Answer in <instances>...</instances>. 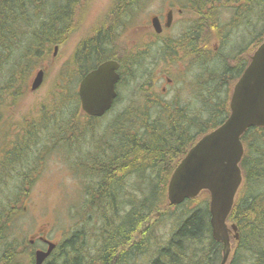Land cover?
Instances as JSON below:
<instances>
[{
  "label": "trees",
  "instance_id": "1",
  "mask_svg": "<svg viewBox=\"0 0 264 264\" xmlns=\"http://www.w3.org/2000/svg\"><path fill=\"white\" fill-rule=\"evenodd\" d=\"M199 1L201 27L212 24V28L216 27L211 16L215 10L213 4L217 2L219 6L230 8V23L236 28L249 26L251 53L264 40V0ZM75 3L77 0H0L1 103L10 100L11 94L17 93L21 83L31 74L33 66L49 55L51 47L59 46L61 39L66 38ZM110 41V37H105L99 42L101 49L94 50H89V45L84 42L74 53L77 68L71 74H78L77 81L101 62L113 59L120 65L118 84L121 83L124 68L128 66L119 56L106 53ZM203 46L207 61L206 65L203 64L207 66L203 77L206 80L201 82L199 96L191 105L182 103L176 96L150 95L141 108L131 105L118 113L106 127H102L103 132L97 138H93L96 130L93 123L109 111L102 117L92 118L73 110L64 122L56 116L60 106L49 110L43 104L40 105L39 120L26 119L18 141L11 146L12 151L5 152L0 160L2 184L15 166L29 169L31 164L24 162L22 156L26 150L28 153L39 152L41 139L50 145L42 152L54 150L56 144H60L57 148L72 150L74 139L62 137H76V133L70 132L81 116L79 113L92 122L82 125L84 131H80L76 141L88 142L90 139L85 137L88 134L93 147L75 164L88 180L80 207L87 220L89 216H96L98 227L94 248L98 249L97 255L85 256L87 242L83 232L77 229L58 243L42 264H125L129 258L146 254L151 255L147 264L220 263L222 244L211 235L208 192L202 191L197 197L178 205H169L166 200L167 183L178 162L202 135L216 128L228 116L230 97L227 93L231 79L234 81L235 74L249 62V58L243 56L238 63V55H224L221 51L211 55L209 46ZM58 87L63 88L62 85ZM69 98L76 109L79 104L77 92L74 95L71 90ZM240 139L244 148L239 163L242 182L227 217L228 225L235 226L237 238L234 239V232H230L231 251L226 264H264V127H250ZM19 173L15 175H23L21 171ZM32 181L33 178L29 182L25 180L30 186ZM18 203L10 202L3 212L0 211V264H22L18 258L24 252H19L15 243L7 240L9 219ZM165 203L170 209L185 208L160 214ZM157 214V218L151 221L152 215ZM167 216L172 219L170 236L165 243L158 245L154 229ZM137 232L141 236L138 241H133L132 234ZM153 241L156 244L154 249L151 247Z\"/></svg>",
  "mask_w": 264,
  "mask_h": 264
},
{
  "label": "rangeland",
  "instance_id": "2",
  "mask_svg": "<svg viewBox=\"0 0 264 264\" xmlns=\"http://www.w3.org/2000/svg\"><path fill=\"white\" fill-rule=\"evenodd\" d=\"M183 1L149 0L144 3L145 0H141L137 10L132 13L133 15L129 11L123 12L121 15L113 4V0H77L76 5L73 6L72 18L73 16L74 18L66 38L61 39L55 52L51 47L49 55L39 64L33 66L31 74L21 83L17 93L11 94L10 100L0 102V160L4 158L5 152L12 151L11 146L16 140L18 141L20 127L23 123H27L26 119L39 118L40 105L45 104L49 110H55L60 106L57 108L59 111L56 116H59L60 120H64V122L68 118L69 112L75 110V112L81 113L79 104L76 109L73 108L70 103L72 98H69L70 91L73 90L75 95L79 84V80H76L78 74H71V71L76 67L73 56L84 42L88 44L90 39L96 42L97 37H100L97 39L100 41L104 35L101 36L99 33L95 37L96 33L104 34L107 29L108 34L105 37H110L111 41L105 50L106 53L119 56L128 67L124 68L125 76L117 85L118 100L104 117L93 123L96 128L93 138L100 137L99 133L101 135L103 132L102 127H106L126 107L132 105L134 108H141L147 103L146 98L150 95H158L161 87L164 86L166 76L173 79L174 85V90L166 97L176 96L184 104L194 103L196 96L192 93L195 90L194 81L187 82L185 79L186 75L182 72L183 63L180 61L169 66L163 55L164 44L161 38L159 41L146 34V30H148L146 26L154 14H161L167 6L181 5ZM213 5H215V10L211 18L215 20L216 27L212 28V23L210 27H201L202 25L199 23V89L201 82L206 80L203 77V72L207 67L204 66L207 61H205L203 44L209 46L210 52L208 53L211 55L217 51H221L224 55L235 54L236 57L239 56L238 61L241 60L240 57L245 56L248 59L252 54L249 26L240 25L236 28L235 24L230 23L232 17L230 8L219 6L217 2ZM113 23L114 26L109 29ZM217 38L220 40L217 41ZM138 50L141 51L140 54L137 53ZM39 69L44 70L43 81L37 89L31 91V81ZM231 80V82L229 81L228 97H230L234 82L233 79ZM61 85L63 88L58 87ZM195 103H199V101ZM80 113V118L75 121L74 130L70 132L71 134L76 133V137L71 135V137H62L63 139H74L72 150L57 148L60 144H56L54 150L42 152L43 148H50V145H48L49 142L40 138L39 152L35 150L28 153L26 150L22 156L24 162L31 164L29 169H26L25 166V172L23 168L15 166L11 175L8 174L6 184L0 183V211L3 212L10 202H19L14 215L9 219L7 240L14 242L19 252H24L18 258L22 264H29L32 256L29 240L34 237L39 228L44 230L48 239L57 244L61 243L68 234L78 229L83 232L87 242L85 256L97 255V248H94L96 228L98 227L96 216L94 218L89 216L87 220L80 207L84 200L88 180L83 177L75 163L78 162V158L93 147L91 136L88 134L85 136L88 140L90 139L88 142L79 141L78 143L76 141L80 131H84L82 125L92 123ZM57 139L59 141L60 138ZM107 139L106 136L105 140ZM52 146L54 147L51 144ZM16 153L17 151L14 152V154ZM19 169H22L20 170L22 176L15 175L20 172ZM31 178L33 181L30 186L26 183ZM203 198L206 199L204 196ZM167 203L160 208V214L174 210L179 212L185 208V206H180L170 209L171 207H168ZM157 216L158 214L152 215L150 220H155ZM171 223L172 219L167 216L163 223L154 229V237L158 239L156 241L158 245L169 239ZM140 236L135 234L133 241H138ZM36 245L40 246L38 243ZM151 245L154 249L156 244L153 241ZM136 258H129L125 264H147L151 260V255L146 254ZM13 260L15 259L13 258Z\"/></svg>",
  "mask_w": 264,
  "mask_h": 264
},
{
  "label": "water",
  "instance_id": "3",
  "mask_svg": "<svg viewBox=\"0 0 264 264\" xmlns=\"http://www.w3.org/2000/svg\"><path fill=\"white\" fill-rule=\"evenodd\" d=\"M118 67L117 61L105 60L81 78L77 96L84 114L102 117L112 108L120 79ZM43 77L44 70H37L30 84L31 91L41 85ZM250 127H264V40L253 51L232 87L228 116L187 150L166 187L169 205H178L202 191L208 192L211 235L222 244L219 264H226L229 258L230 232L237 238L235 226L228 225L227 217L242 182L239 163L244 148L240 137ZM54 246L51 243L46 251H36L35 264H42Z\"/></svg>",
  "mask_w": 264,
  "mask_h": 264
},
{
  "label": "flooded vegetation",
  "instance_id": "4",
  "mask_svg": "<svg viewBox=\"0 0 264 264\" xmlns=\"http://www.w3.org/2000/svg\"><path fill=\"white\" fill-rule=\"evenodd\" d=\"M140 1L141 0H113V4H115L118 13H121V15L123 12L127 11L132 14L139 7L138 4L140 3ZM147 1L149 0H145L144 3H147ZM200 4L201 3L199 0H184L181 5H169L166 7L163 13L154 14L150 19V23H148V25L146 26V28L148 29L146 30L147 35L157 38V40L159 41L161 38L162 43L164 44L163 55L167 59V64L169 66H172L173 63L177 64L180 61L183 63L182 72L184 75H186L185 79H187V82L194 81L193 87H195V92L193 91L192 93H194L196 96L192 93L191 94L196 97L195 100L199 96V20L201 19L199 11ZM209 8L210 7H208V9ZM202 13L205 14V10H203ZM207 17L210 18V14H207ZM113 26L114 23L112 24V26H110L109 29H111ZM177 26H179V29L177 28ZM107 30L104 34H102L101 32L96 33L95 37H97L99 33L101 34V36L104 35L105 37V35L108 34ZM104 37L102 39H104ZM98 38L100 37H97V39ZM97 39L94 43H92V41H94L93 39L89 40V43L87 44L89 45V50L98 48L101 49V47L99 46V42L102 39L100 41H98ZM218 40H220V38H217V41ZM54 47L57 48L58 45H55ZM140 52L141 51L138 50L137 53ZM250 56L251 54L249 55V60ZM237 62L240 63V60ZM119 67L117 70L118 72H120ZM244 69L245 66L241 67L240 70L235 74L236 77L234 79L233 85L242 74ZM173 86V79L166 76L164 78V86L161 87L158 95H165V97L168 96L171 91L174 90ZM135 234L140 235L139 232L133 233L132 235L134 236ZM37 243L40 246H37ZM51 243L55 245L51 251L52 253L57 246V243L48 239V237L44 233V230L39 228L34 237L29 240L30 252L32 255L30 257L29 264H35L34 255L36 251H46L49 247V244Z\"/></svg>",
  "mask_w": 264,
  "mask_h": 264
},
{
  "label": "bare ground",
  "instance_id": "5",
  "mask_svg": "<svg viewBox=\"0 0 264 264\" xmlns=\"http://www.w3.org/2000/svg\"><path fill=\"white\" fill-rule=\"evenodd\" d=\"M116 3V2H115ZM129 15V14H128ZM104 20V19H103ZM98 31V30H97ZM140 54V53H139ZM42 115V114H41ZM40 117V116H39ZM93 118V117H92ZM34 119V118H33ZM37 120H39V118L37 119ZM34 121H36V120H34ZM24 124V123H23ZM20 128H22V127H20ZM17 129V128H16ZM17 141V140H16ZM32 149V148H31ZM26 155V154H25ZM32 155V154H31ZM23 158V157H22ZM32 162V161H31ZM188 207V206H187ZM97 220V219H96ZM165 234V233H164ZM154 238H156V237H154Z\"/></svg>",
  "mask_w": 264,
  "mask_h": 264
}]
</instances>
